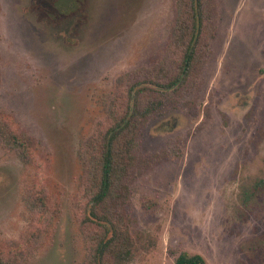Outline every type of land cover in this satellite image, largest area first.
Returning a JSON list of instances; mask_svg holds the SVG:
<instances>
[{"label": "rangeland", "instance_id": "rangeland-1", "mask_svg": "<svg viewBox=\"0 0 264 264\" xmlns=\"http://www.w3.org/2000/svg\"><path fill=\"white\" fill-rule=\"evenodd\" d=\"M217 4L204 65L137 137L129 264H264V0ZM171 18L172 0H0V110L39 144L33 163L0 144V244L22 264L90 263L84 152Z\"/></svg>", "mask_w": 264, "mask_h": 264}, {"label": "trees", "instance_id": "trees-1", "mask_svg": "<svg viewBox=\"0 0 264 264\" xmlns=\"http://www.w3.org/2000/svg\"><path fill=\"white\" fill-rule=\"evenodd\" d=\"M217 2L172 0V18L162 55L153 66L140 68L134 74L122 73L116 79L122 90L105 103L112 122L89 138L84 152L92 191L84 215L89 232L87 264H129L141 249V237L125 210L131 173L136 167V140L147 119L165 104L167 95L186 90L189 79L204 65L216 31ZM0 144L14 150L26 163H33L39 148L35 138L1 110ZM260 183L263 185L264 180L257 183L256 189ZM14 246L11 244L10 250ZM10 250L0 244V264H22ZM174 264L208 262L199 253L182 252Z\"/></svg>", "mask_w": 264, "mask_h": 264}]
</instances>
